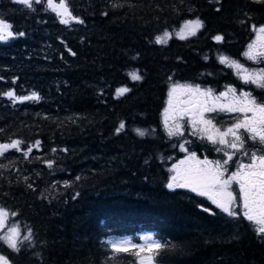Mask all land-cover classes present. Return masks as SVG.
Returning <instances> with one entry per match:
<instances>
[{
  "label": "trees",
  "instance_id": "16d2710c",
  "mask_svg": "<svg viewBox=\"0 0 264 264\" xmlns=\"http://www.w3.org/2000/svg\"><path fill=\"white\" fill-rule=\"evenodd\" d=\"M67 2L84 24H60L55 13L45 10L46 3L31 12L13 0H0V18L26 33L0 42V92L41 96L38 102L15 105L0 96V142H41L28 157L11 149L5 154L10 158L0 157L7 166L0 168V206L17 212L8 225L18 224L24 234L31 229L35 244L15 253L0 241V254L11 264H105L106 257L109 264H139L148 258L155 264H264V236L243 218L242 208L232 219L205 197L166 187L172 175L168 169L183 152L171 146L179 141L170 140L163 125L171 82L214 91L241 83L218 56L245 59L255 33L250 25H264V3ZM196 19L203 28L180 39L182 25ZM165 31L171 38L156 44L155 37ZM217 34L224 42L213 39ZM133 71L143 80H131ZM120 87L131 91L116 98ZM252 91L264 100V90ZM214 121L221 129L232 122L225 114ZM121 122L125 129L117 135ZM135 129L146 135L140 137ZM185 136L198 155L221 158L213 145L187 130ZM46 161L53 162L52 168ZM145 234L167 246L139 256L132 254L135 249L113 253L114 261L109 257L105 242L112 236L140 243Z\"/></svg>",
  "mask_w": 264,
  "mask_h": 264
},
{
  "label": "snow or ice",
  "instance_id": "6c2138e0",
  "mask_svg": "<svg viewBox=\"0 0 264 264\" xmlns=\"http://www.w3.org/2000/svg\"><path fill=\"white\" fill-rule=\"evenodd\" d=\"M13 2L24 6V9L31 12H36L34 5L46 3L45 10L55 13L60 24L67 25L70 21L81 25L85 23L83 19L72 14L67 0H59V3L56 0H13ZM252 2L264 3V0H252ZM103 15H107V13H103ZM245 15L248 14L245 13ZM241 23L244 24L247 21H241ZM203 26V21L199 19L186 21L177 35L180 39H185L184 29H188V34L195 36L197 30ZM250 29L259 34V44L257 45L255 42L249 44L248 50L243 55L248 60L264 65V25L251 24ZM25 35L24 31H14L12 23L0 18V42L6 43ZM171 36V33L165 31L163 35L156 36L154 42L165 44ZM213 39L217 43H222L225 37L217 34ZM69 52L73 56L76 55L71 49ZM218 60L220 64L235 69L237 76L244 84H254L257 88L264 90V67L249 69L223 54L218 56ZM129 76L133 81L143 80V76L138 71L129 73ZM169 81L171 82V77H169ZM15 82V80L12 81L13 84ZM130 91V88L120 87L116 89V98ZM180 94L186 96L187 99L182 102L183 106L174 105L173 98L178 99ZM0 96L7 97L13 105L17 102H38L41 100V96L36 91H32L28 95H17L15 90H8L0 92ZM168 96V107L163 113L166 135L170 140L176 138L179 142L171 146L178 147L186 155L183 160L168 169L172 175L166 187L169 190L187 189L197 196L205 197L222 214L232 219L240 215L236 209L242 208L243 218L257 225L255 229L257 234L264 236V101L258 100L251 91L241 90L237 94V89L230 85H226L224 91L215 94L212 88H201L200 85L175 82L170 83ZM206 113H217V115L206 116ZM219 113L236 114L229 116L233 122L224 130L213 123V120L218 119ZM185 117H187V127L180 123ZM123 129H125V123L121 122L115 133L119 135ZM186 130L189 135L213 145L214 150L222 154L221 159L209 160L207 157L200 159L197 152L191 149L192 141L185 136ZM135 131L140 137L146 135L145 131L141 129H135ZM40 144L41 142L37 140L34 144L23 146L24 142L19 138L11 139L10 142H0V157L10 158L5 157L10 149L28 157L33 148L38 149ZM51 151L55 153L56 149L53 148ZM230 162L234 165L235 170L233 171H229ZM46 163L49 168H52L53 162L46 161ZM147 163L146 159L145 164ZM6 167L0 163V168ZM25 179L27 180V177ZM76 179L79 180L80 177H76ZM233 185L236 188H233ZM65 186H67V182H65ZM27 187L32 189L33 186L28 184ZM75 195H79V193ZM203 210L212 215L216 214L208 208ZM9 216L14 218L17 216V212H10L0 206V232H4L7 228V231L0 235V241L15 253H20L21 250L27 252L30 248H34L33 231L28 229L24 234L18 224L13 223L9 226ZM139 240L140 243H134L131 238L105 242L110 250L109 257L114 261L113 253H127L135 249L132 254L139 256L140 252L145 250L152 252L167 246L165 242L153 235L141 236ZM37 255L39 254L37 253ZM0 264H11V262L6 255L0 254ZM105 264H109L108 257H106ZM132 264H137V262L133 261ZM139 264H145V260L140 259ZM148 264H151V258H148Z\"/></svg>",
  "mask_w": 264,
  "mask_h": 264
},
{
  "label": "rangeland",
  "instance_id": "374dc122",
  "mask_svg": "<svg viewBox=\"0 0 264 264\" xmlns=\"http://www.w3.org/2000/svg\"><path fill=\"white\" fill-rule=\"evenodd\" d=\"M57 3H59V1H57ZM71 22V21H70ZM185 24V23H184ZM184 24L182 25V27L180 28V30L178 31V33L181 31V29L183 28V26H184ZM188 32H189V30L188 29H184V34H185V36H188L189 34H188ZM258 36H259V34L258 33H254V37H253V39H252V41L250 42V44H252V43H256L257 45L259 44V41H258ZM248 50V47H247V49L245 50V51H247ZM245 57V56H244ZM239 63H241V64H243L245 67H247V68H249V69H258L259 67H264V65H261V64H257V63H255V62H253L252 60H248L246 57H245V59H243L242 61H238ZM233 69V68H232ZM234 70V72H235V69H233ZM241 80V79H240ZM230 86H233V87H235L236 89H237V94H239V92L241 91V90H243V91H251L252 92V94H253V91L252 90H254V91H258V93L260 92V89L259 88H257L254 84H244L243 82H242V80H241V83L238 85V86H236V85H232V84H229ZM225 90V86L223 87V88H221L219 91H214V93L215 94H219V92H221V91H224ZM231 95V94H230ZM254 95V94H253ZM185 97V98H184ZM183 98L184 99H187V97L186 96H184V95H182V94H180L179 95V98L177 99L176 97H174L173 98V104L174 105H177V106H183L182 104H181V101L183 100ZM168 100H169V98H168ZM260 101H264V100H262V99H259ZM168 102V101H167ZM166 107H168V103L166 104ZM165 107V108H166ZM165 110V109H164ZM164 113V112H163ZM212 114H214V113H206L205 115L206 116H213ZM216 114V113H215ZM219 114H225V113H219ZM218 114V115H219ZM217 115V114H216ZM225 115H228V118H229V116H233V115H236V114H225ZM249 115H251V114H249ZM215 116V115H214ZM186 119H187V117H185ZM184 118V119H185ZM184 119L183 120H181L180 121V123L181 124H184L185 123V121H184ZM163 120H164V116H163ZM233 122V121H232ZM231 122V123H232ZM213 123L215 124V121L213 120ZM231 123H229V124H231ZM216 125V124H215ZM217 126V125H216ZM229 126V125H228ZM185 127H187V123H185ZM217 127H219V126H217ZM227 126H225V128H226ZM221 130H224V128H222ZM217 153V152H216ZM218 154H220L221 155V157H222V154L221 153H218ZM185 153H183V155H182V158H181V160H183L184 158H185ZM198 155V154H197ZM199 157H200V159H204L205 157H207V159H209V160H217V158L215 159V158H211V157H209L207 154H204L203 156H200V155H198ZM216 157V156H215ZM218 159H221V158H218ZM178 163H179V161H178ZM173 166V165H172ZM181 167H184V166H181ZM233 170H235L234 169V165L230 162V166H229V171H233ZM233 188H236V186L235 185H233ZM5 231H7V230H5ZM145 235H151V234H145ZM123 238H128V237H124V236H112L109 240L111 241V240H118V239H123ZM145 264H148V260H145ZM151 264H155V263H152L151 262Z\"/></svg>",
  "mask_w": 264,
  "mask_h": 264
},
{
  "label": "flooded vegetation",
  "instance_id": "af4514ba",
  "mask_svg": "<svg viewBox=\"0 0 264 264\" xmlns=\"http://www.w3.org/2000/svg\"><path fill=\"white\" fill-rule=\"evenodd\" d=\"M255 97H257L256 95H254ZM258 98V100H259V97H257Z\"/></svg>",
  "mask_w": 264,
  "mask_h": 264
},
{
  "label": "water",
  "instance_id": "95a60500",
  "mask_svg": "<svg viewBox=\"0 0 264 264\" xmlns=\"http://www.w3.org/2000/svg\"><path fill=\"white\" fill-rule=\"evenodd\" d=\"M186 100V99H185Z\"/></svg>",
  "mask_w": 264,
  "mask_h": 264
}]
</instances>
